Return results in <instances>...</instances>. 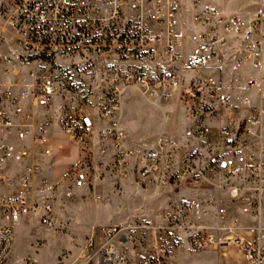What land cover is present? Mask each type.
<instances>
[{"label": "built area", "instance_id": "built-area-1", "mask_svg": "<svg viewBox=\"0 0 264 264\" xmlns=\"http://www.w3.org/2000/svg\"><path fill=\"white\" fill-rule=\"evenodd\" d=\"M205 1H192L199 31L188 50L178 14L161 0H0V264H10L18 223L55 219L57 185L43 173L54 150L55 71L89 80L66 129L86 159L67 171L65 198L96 189V161L111 158L115 177L135 175L138 192L184 183L205 195L200 216L191 199L167 215L186 224L193 250L236 245L247 264H264V0L249 21ZM236 82L250 93L240 97ZM134 85L155 101L177 99L189 124L136 156L121 126ZM130 229H101L85 264H118Z\"/></svg>", "mask_w": 264, "mask_h": 264}, {"label": "rangeland", "instance_id": "rangeland-1", "mask_svg": "<svg viewBox=\"0 0 264 264\" xmlns=\"http://www.w3.org/2000/svg\"><path fill=\"white\" fill-rule=\"evenodd\" d=\"M161 1L167 12L175 10L187 43L194 44L195 32L199 29L194 21L193 0ZM205 2L225 16L238 13L228 14L219 3L247 18L250 17L247 11L255 7L257 0ZM55 74L59 76L57 95L50 113L55 125L48 131L54 150L43 170L51 183L57 185L55 219L52 227L41 224L36 216L18 223L10 264H85L101 245V229L124 226L131 229L119 241L118 264H247L243 251L236 245L193 250L185 231L186 224L171 225L167 221L172 209L184 205L188 199L195 204L199 216L204 209L201 197L205 195L194 194L184 183H173L170 188L158 191L138 192L134 188L136 176L125 181L117 179L112 171V159L108 158L96 161L100 173L96 189L77 191L75 199L65 198L63 192L70 185L67 171L71 167L79 168V163L86 159L66 129L77 122L78 108L87 96L89 80L86 76L68 79L59 71ZM122 103L121 126L128 134L135 156L142 144H152L162 135L180 136L189 125L177 99L155 101L138 85L124 91ZM95 192H101L103 198L97 200ZM91 240L93 247H89Z\"/></svg>", "mask_w": 264, "mask_h": 264}, {"label": "crops", "instance_id": "crops-1", "mask_svg": "<svg viewBox=\"0 0 264 264\" xmlns=\"http://www.w3.org/2000/svg\"><path fill=\"white\" fill-rule=\"evenodd\" d=\"M207 3V2H206ZM209 4V3H208ZM222 4V3H221ZM220 3H219V5H220V7L225 11V12H227L228 14H236V13H238L241 17H243L242 16V14L240 13V12H236V11H230V10H228V8L225 6V8H224V6L223 5H221ZM258 9H259V0H257V3H256V5H255V7L253 8V9H250V10H248L247 11V15H249L250 17H247V18H245V17H243L246 21H249V20H251L252 18H254L255 16H256V14H257V12H258ZM252 15H253V17H252ZM180 21V20H179ZM184 30V29H183ZM195 46V43L194 44H189L188 45V50H190L191 48H193ZM187 50V52H189ZM241 82H243V83H245L246 82V80L244 79V80H242ZM236 87L237 88H239V93H238V95L241 97V96H245V95H247V94H249L250 93V91L246 88V87H244V85H242L240 82H236ZM124 128H126L127 129V126L126 125H124ZM204 197V196H203ZM203 197H201V198H203ZM30 220V219H29ZM25 221H27V220H25Z\"/></svg>", "mask_w": 264, "mask_h": 264}]
</instances>
